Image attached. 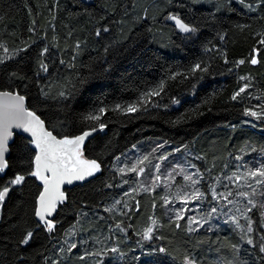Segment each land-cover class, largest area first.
Wrapping results in <instances>:
<instances>
[{
	"label": "trees",
	"instance_id": "trees-1",
	"mask_svg": "<svg viewBox=\"0 0 264 264\" xmlns=\"http://www.w3.org/2000/svg\"><path fill=\"white\" fill-rule=\"evenodd\" d=\"M171 14L197 31L181 33L169 22ZM261 38L264 0H0V44L11 57L0 62V89L25 95L58 136L105 125L82 149L100 171L67 188L53 232L35 215L42 185L27 175L34 170L35 150L15 133L0 188L17 173L26 179L1 205L0 264H184L186 257L195 264H264L258 247L264 237V185L247 175L264 166ZM197 63L207 71L192 73ZM175 73L183 75L169 79ZM161 81L164 92L137 105V112L113 110L135 103ZM250 111L258 115L246 114ZM89 114L100 120H87ZM149 137L187 151L198 170L203 200L183 219L165 203L162 187L131 190L126 180L131 175L115 166L121 153ZM220 206L233 214L192 223L189 213L208 216ZM148 227L151 239L143 235ZM28 231L33 236L23 245ZM113 247L119 251H108ZM96 252L101 254L86 255Z\"/></svg>",
	"mask_w": 264,
	"mask_h": 264
},
{
	"label": "snow or ice",
	"instance_id": "snow-or-ice-1",
	"mask_svg": "<svg viewBox=\"0 0 264 264\" xmlns=\"http://www.w3.org/2000/svg\"><path fill=\"white\" fill-rule=\"evenodd\" d=\"M241 3L244 0H240ZM250 10H254L253 5H247ZM170 20L175 21L176 27L183 33H195L197 31L196 27L189 26L184 23L178 16H169ZM103 31L107 32L108 29L105 28ZM98 36L100 35V31L98 30L96 33ZM260 43L264 44V38L260 39ZM0 48L3 49L4 56L0 57V62L5 59H10L11 57L8 55L9 49L0 44ZM48 49L45 48L44 52H47ZM240 63H244L243 60ZM252 64H256L257 60L253 58L251 60ZM41 67L44 71H47V65L42 64ZM197 71H207L206 68H202L201 64L197 63L191 68L192 73H196ZM176 75H183L182 73H175L169 77V79H175ZM187 79L188 77H184ZM245 87L240 88V90L232 97L235 100L241 92L245 91ZM165 90V83L161 81L156 87H153L149 90L143 92L138 101L135 103H128L123 107L119 104L115 106V111H123L125 114H133L139 110L138 106H144L147 103L152 102V97L160 96ZM64 93H61L63 96ZM25 98L19 94H14L9 91H0V174L5 173L6 169L9 168V162L5 158L6 153L9 152V140L12 137L13 133L11 129L13 127L22 129L26 133L31 134V139L28 141V145L26 147H31L35 150V154L32 158V164L34 165V170H30L27 172V175L38 178L43 183V191L39 195V207L37 208L35 215L38 218L39 222L43 224L48 232H53L55 229V224L51 219L52 213L55 211L57 203H63L66 199L65 193L61 191V184L67 182L71 184L73 180H84L86 177L92 176L94 173L100 171V164L97 163L96 160H86L83 159V153L81 151V146L84 143L86 137H88L91 132L85 131L82 135L75 136L72 138L63 137L61 139H57L56 136L52 134V132L47 131L44 126V121L34 112L30 111L25 107ZM100 113H104L105 109L100 108ZM246 114L256 117L258 114L255 111L247 112ZM87 120L99 121L100 115H92L89 114L86 117ZM104 124L101 123L99 125L100 129L104 128ZM93 131L96 129L93 128ZM119 159V157H117ZM161 159L166 160L167 157L163 156ZM144 160H148V157H144L143 160L140 161L142 164ZM157 171H159L160 166H155ZM121 173H124L125 169H119ZM131 172L143 173L144 168L140 167L138 169L137 165H133L128 169ZM235 175V174H234ZM247 175L254 179L256 184L264 185V166L255 171H249ZM25 175L17 173L14 178L10 179L2 188H0V205L3 204L6 197L8 196L11 188L13 186L21 185L25 182ZM159 179V177H157ZM185 180L192 181L193 184L198 183L199 181L193 180L192 176H185ZM231 179V177H229ZM237 180L240 179L239 176L236 177ZM200 193L194 194V199L201 198ZM223 195V194H220ZM231 195V193H229ZM241 196H247L248 193H239ZM217 194L213 189V199H216ZM224 199L227 200L225 196ZM182 202L187 203L188 198H185ZM230 202V201H229ZM165 203H168L165 200ZM249 204H252V201H248ZM253 207L255 205L253 204ZM252 209L249 208L248 211ZM217 211L216 208H212L211 212L215 213ZM177 219H183L181 214L177 215ZM194 223H199V221L193 220ZM249 221V225H250ZM152 224L155 225L156 221L153 220ZM40 224L37 225L39 227ZM179 226V225H177ZM119 227V225H117ZM248 232L252 231L251 226L247 229ZM153 232L152 227H148L143 235L145 239H151ZM33 236V232L28 231L21 239L20 243L23 245H27L30 239ZM248 244H253V240L249 239L247 241ZM76 244L71 245V249L76 248ZM259 251L264 253V237L261 238V242L258 245ZM70 249V250H71ZM108 251L116 253L118 252V248H110ZM159 251L163 252L165 249L160 248ZM100 252L96 253H86V255H100ZM84 256H81V259H84ZM184 264H195V261L189 258H185Z\"/></svg>",
	"mask_w": 264,
	"mask_h": 264
},
{
	"label": "rangeland",
	"instance_id": "rangeland-1",
	"mask_svg": "<svg viewBox=\"0 0 264 264\" xmlns=\"http://www.w3.org/2000/svg\"><path fill=\"white\" fill-rule=\"evenodd\" d=\"M163 156H166L167 159H161ZM118 157L115 166L118 170L125 169L124 174L131 175L126 178L131 190L162 187L165 190L169 207L175 209V212L181 215L188 213L186 211L198 209L200 206L199 201L203 200L201 188L198 183L193 184L192 181L184 179L185 176H192L193 180L199 181L198 170L187 156V151H182L179 146H172L169 141L161 138L149 137L133 144ZM144 157H148V160H144L141 164L140 161ZM134 164L138 166V169L140 167L144 168V172L128 171ZM156 165L160 166L159 171H157ZM197 192L202 194L200 199L193 198ZM185 198H188L187 203L182 202ZM216 209L215 213H212L210 209L208 216L195 211L189 213L192 216V223L199 226L207 220L214 221L218 219L223 221L227 219L229 214H233L228 213L222 206ZM193 220L199 221V223H194Z\"/></svg>",
	"mask_w": 264,
	"mask_h": 264
},
{
	"label": "water",
	"instance_id": "water-1",
	"mask_svg": "<svg viewBox=\"0 0 264 264\" xmlns=\"http://www.w3.org/2000/svg\"><path fill=\"white\" fill-rule=\"evenodd\" d=\"M81 1L84 2V3H86V4H92L94 0H81ZM170 16H178V17H179L184 23L188 24L189 26H192L191 24H189V23H187L186 21H184L179 15L171 14ZM169 22H170L173 26L176 27V25H175V21H174V20H170V19H169ZM176 28L178 29V31H180L178 27H176ZM180 32H181V31H180ZM181 33H183V32H181ZM183 34H189V33H183ZM0 91H9V92H13L14 94H19V95L23 96V97L25 98V102H24V103H25V107H26L28 110H30V111H34L33 109H31V108L28 106V104H27V99H26L25 95H23L22 93H20V92H18V91H16V90H9V89H0ZM34 112H35V111H34ZM35 113H36V112H35ZM36 114L41 118V120L44 121V119H43L38 113H36ZM44 126H45V129H46L47 131L52 132V134H53L54 136H56L57 139H61V138H63V137L72 138V137H75V136L82 135L83 132H85V131L91 132V134H90L88 137L85 138L84 143H83V145L81 146V150L84 148L86 142H87V141H88L93 135H95L97 132H100V130H101L100 127H96V128H95V129H96L95 131H93L92 129H86V130H84V131H82V132H80V133H78V134H76V135H74V136H58V135L55 134L50 128H48V126L46 125V122H45V121H44ZM11 131H12L13 135H12V137H11L10 140H9V152L6 153V155H5V158H6V159H8V156H9V153H10V143L12 142V140H13V138H14V136H15V133L22 134L23 136H25V137L28 138L29 140L32 138L30 133H26V132H24L22 129H18V128L13 127V128L11 129ZM82 158H83V159H86V160H95V159H93V158H89V157H87V156L84 155V154H83V157H82ZM96 161H97V160H96ZM97 163L99 164L98 161H97ZM97 173H98V172L94 173V174H93L92 176H90V177H86L84 180H73V182H72L71 184H68L67 182H65V183L61 184V186H60L61 191H63V192L65 193V197H66V196H67V195H66V190H67V188L73 187V186H75V185H77V184H81V183L87 182V181L90 180L91 178L95 177V176L97 175ZM37 179H38V178H37ZM38 181H39V183L42 185V189H41V191H40V193H41V192L43 191V183H42V181L39 180V179H38ZM40 193H39V195H40ZM39 195H38V198H39ZM38 198H37V207H36V210H37V208L39 207V200H38ZM59 204H60V203L58 202L55 211L52 213L51 217H48V219H51V220L53 221V218L55 217V215H56V213H57V208H58ZM37 219H38V218H37ZM38 221H39V220H38Z\"/></svg>",
	"mask_w": 264,
	"mask_h": 264
}]
</instances>
